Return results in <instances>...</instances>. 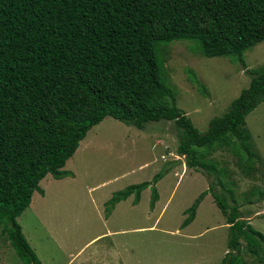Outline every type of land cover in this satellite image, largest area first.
Segmentation results:
<instances>
[{
	"label": "trees",
	"instance_id": "obj_1",
	"mask_svg": "<svg viewBox=\"0 0 264 264\" xmlns=\"http://www.w3.org/2000/svg\"><path fill=\"white\" fill-rule=\"evenodd\" d=\"M173 40L196 41L203 55L227 56L250 75L204 132L177 107L163 79L161 47ZM263 40L264 0H0V224L22 263L41 264L17 217L34 191L42 192L46 174H69L62 167L106 117L137 128L174 121L177 153L209 182L181 226L210 193L228 224L231 251L219 264H246L243 247L264 263V234L240 217L227 167L209 157L229 151L245 175L262 163L245 118L264 101V65L246 69L243 52ZM186 73L207 96L195 72ZM161 176L114 192L106 206L130 195L138 202L150 187L153 207Z\"/></svg>",
	"mask_w": 264,
	"mask_h": 264
},
{
	"label": "rangeland",
	"instance_id": "obj_2",
	"mask_svg": "<svg viewBox=\"0 0 264 264\" xmlns=\"http://www.w3.org/2000/svg\"><path fill=\"white\" fill-rule=\"evenodd\" d=\"M195 42L173 40L160 52L163 79L174 89L177 107L204 132L210 118L221 115L249 85L250 75L240 62L227 56L203 55ZM243 59L246 69L264 65V40L246 49ZM187 69L205 85L207 96L189 80ZM245 121L262 161L254 175L243 174L229 151L216 150L209 157L227 167L242 218L264 234V196H250L256 188L264 192V101ZM177 145L174 121H150L137 128L106 117L92 126L62 167L68 176L56 179L46 174L39 182L45 196L34 192L30 205L17 217L40 263L219 264L231 248L225 217L210 193L203 197L195 219L180 227L183 210L209 182L200 171L187 165L183 170L185 157L177 153ZM179 158L181 162L167 169ZM157 173L162 176L155 184L159 201L154 210L150 187L141 191L137 203L131 195L116 207L106 206L114 192L129 184L150 182ZM1 228L0 224V264H23L13 248H8ZM242 256L246 264H264L245 247Z\"/></svg>",
	"mask_w": 264,
	"mask_h": 264
},
{
	"label": "crops",
	"instance_id": "obj_3",
	"mask_svg": "<svg viewBox=\"0 0 264 264\" xmlns=\"http://www.w3.org/2000/svg\"><path fill=\"white\" fill-rule=\"evenodd\" d=\"M103 120H104V119H103ZM65 164H66V163H65ZM185 168H186V163L184 162L183 170H185ZM186 169H187V168H186ZM51 175H52V174H51ZM45 176H46V175H45ZM45 176H44V177H45ZM52 176H53V175H52ZM66 176H68V175H66ZM70 176H71V175H70ZM44 177H43V178H44ZM63 177H65V176H63ZM43 178H42V179H43ZM54 178H55V177H54ZM42 179H41V180H42ZM56 179H57V178H56ZM41 180H40V181H41ZM40 181H39V182H40ZM142 182H143V181H142ZM156 183H157V182H156ZM98 185H100V184H98ZM129 185H130V184H129ZM127 186H128V185H127ZM39 187H40V184H39ZM40 188H41L42 192H39V191H34V192H39V193L42 195V197H44V196H45V190H44V188H43L42 186H41ZM256 189H257V188H256ZM259 190H261V189H259ZM140 194H141V193H140ZM255 194H256V195H259L257 192H254V191L250 192V196H251V197L254 196ZM206 195H209V194H206ZM130 196H131V195H130ZM132 196H133V195H132ZM259 196H260V195H259ZM263 196H264V194H263L262 196H260V198H261V197L263 198ZM128 197H129V196H128ZM128 197H127V198H128ZM205 197H206V196H205ZM235 197H236V192H235ZM40 198H41V197H39V199H40ZM127 198H126V199H127ZM158 198H159V195H158ZM31 199H32V198H31ZM139 199H140V198H139ZM203 199H204V198H203ZM203 199H202V200H203ZM247 199H248V198H247ZM247 199H245V200H247ZM263 199H264V198H263ZM122 200H125V199H122ZM122 200H120V201H122ZM202 200H201L200 203L198 204L197 208H198L199 205L201 204ZM120 201H119V202H120ZM138 201H139V200H138ZM158 201H159V199H157V200L154 202V205H153V208H152L153 210L156 208V205H157ZM236 201H237V198H236ZM119 202H117L113 207H116L117 204H118ZM30 203H31V202H30ZM133 203H135V202H133ZM136 203H137V202H136ZM237 203H238V202H237ZM165 206H166V202H165V204H163V206L161 207V211H160L158 217H159V216L161 215V213L163 212ZM197 208H196V211H197ZM196 211H195V215H194L193 220L195 219V216H196V213H197ZM239 212H240V209H239ZM182 213H183V215L186 217L185 209L183 210ZM223 216H224V215H223ZM158 217H156L155 222L157 221ZM185 217H184V218H185ZM240 217L242 218L241 214H240ZM184 218H183V220H184ZM242 219H244V218H242ZM183 220H182V222H183ZM193 220H192V221H193ZM245 220L248 221V219H245ZM192 221H191V222H192ZM182 222H181V224H182ZM191 222H190V223H191ZM248 222H249V221H248ZM225 223H226V219H225ZM249 223H250V222H249ZM181 224H180V227L183 228V227L181 226ZM187 225H188V224H187ZM187 225H186V226H187ZM226 225L228 226L227 223H226ZM1 226H2V225H1ZM151 227H152V226H151ZM184 227H185V226H184ZM140 228H142V227H138V228H136V229H140ZM98 236H99V235L92 237V238L90 239V241L94 240V239L97 238ZM5 238H6V236H5ZM6 240H7V244H8L7 246H8V248H9V247H10L9 241H8L7 238H6ZM88 243H89V242H88ZM86 244H87V243H86ZM86 244H85V245H86ZM85 245H83V246L80 248V250H81ZM80 250H79V251H80ZM79 251H78V252H79ZM78 252H77V253H78ZM83 262L85 263L84 260H83ZM219 263H220V262H219Z\"/></svg>",
	"mask_w": 264,
	"mask_h": 264
},
{
	"label": "water",
	"instance_id": "obj_4",
	"mask_svg": "<svg viewBox=\"0 0 264 264\" xmlns=\"http://www.w3.org/2000/svg\"><path fill=\"white\" fill-rule=\"evenodd\" d=\"M181 161H182V159L179 158V159L175 160L174 162H171V163L168 165L167 169L170 168L172 165H174V164H176V163H179V162H181Z\"/></svg>",
	"mask_w": 264,
	"mask_h": 264
}]
</instances>
